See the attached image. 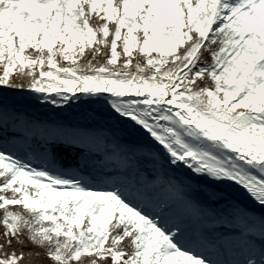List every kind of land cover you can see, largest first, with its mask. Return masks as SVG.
Masks as SVG:
<instances>
[{"label":"snow or ice","instance_id":"obj_1","mask_svg":"<svg viewBox=\"0 0 264 264\" xmlns=\"http://www.w3.org/2000/svg\"><path fill=\"white\" fill-rule=\"evenodd\" d=\"M0 264H264V0H0Z\"/></svg>","mask_w":264,"mask_h":264}]
</instances>
